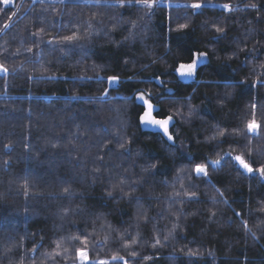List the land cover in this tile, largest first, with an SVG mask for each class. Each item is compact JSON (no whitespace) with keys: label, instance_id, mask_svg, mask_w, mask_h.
<instances>
[{"label":"snow or ice","instance_id":"1","mask_svg":"<svg viewBox=\"0 0 264 264\" xmlns=\"http://www.w3.org/2000/svg\"><path fill=\"white\" fill-rule=\"evenodd\" d=\"M37 3L51 8L52 16L59 13V19L37 14L30 26L21 29L20 41L14 51L8 40L0 44V79L7 85L19 73L26 71V64L33 66V73L26 76L29 83L68 79L55 73L49 74L52 72L49 65L52 60L62 63L64 57L71 55L80 57L73 67L82 72L71 78L74 83L79 82L80 86H85V82L89 86L99 85L102 91L87 98L78 94L71 97L74 101H86L88 108L83 113L77 110L59 123L55 116L52 117L51 126L63 128L64 135L45 137L42 146L33 144L30 134L22 138V147L29 154L28 159L32 158L33 152L45 159L51 153L59 160L53 161L50 167L67 164L70 174L75 173L78 178L60 177L59 191L47 195H43L44 189L28 173L23 175L22 180L14 176L7 181L9 188L6 192L0 191V201L7 200L13 190L17 196L22 194L25 215L47 213L44 218L52 222V236L46 247L44 232L32 233L29 248L28 233L19 234L9 220L0 226V264H159L161 250L168 248L172 249L169 259L176 261L179 257V264H200L201 261L203 264H210V261L216 264L215 252L219 249L206 251L202 244L194 245L187 240V221L190 217L202 216V209L186 210L192 204L208 205L207 226L210 228L218 216L216 205L223 203L239 221L245 243L249 237L254 242L264 239V193L257 190L255 208L250 195L248 211H236L232 209L235 201L230 202L226 192L212 181V174L221 172L227 166L230 173H235L237 183L239 178L255 180L259 188H264V96L261 95V89H264V61L260 60L264 41L257 38L260 26L264 24V3L241 0L234 5L231 2L214 4L211 0H189L181 5L173 4L171 0H31L26 15L34 11L33 5ZM0 5V13L11 12L7 16L9 22L0 28V34L7 35L15 26L12 23L14 18L23 19L12 8H22L23 5L15 4L14 0H0ZM81 7L88 9L87 19L65 21V9ZM92 7L97 10L92 11ZM101 8L103 11H100ZM164 8L185 10L183 16H173L169 12L166 36L162 30L154 32L156 26L150 23L157 11ZM209 8L222 9L227 15L223 21L214 19L210 24L207 19L204 20L201 26L205 33L211 36L214 31L216 35L207 42L198 40L193 43L220 45L222 41H227V61L239 59L243 53L244 60L232 70L231 77L224 78L223 82L199 79L202 67H207L216 53L214 49L189 47L187 60L176 58L164 72L136 79L142 71L165 59L164 56L154 55L147 43L149 39L154 37V48L163 37L165 54H171L172 43L183 48L189 42L190 32L196 31L191 17L203 15ZM43 12L46 13L47 8ZM109 12L113 15L108 16ZM237 13L247 14L245 23L249 28L229 39V21ZM252 13H256L254 18ZM117 31L126 35L119 41L113 36L108 42L115 45L118 52L124 50V54L107 63L94 59L88 64L94 55L91 51L95 47L94 41ZM173 32L177 34L175 38ZM139 45H143L144 54L151 58L150 64L130 54ZM44 53L51 57L47 62ZM55 53H59V58ZM17 59L20 63L10 70L8 64H15ZM117 67L120 71H116ZM243 69H247V75L236 80L235 75ZM130 71L131 74H128ZM168 75H174L178 83L192 81L198 86L233 90L223 94L217 92L212 97L205 94L200 97L201 104L210 105L215 100L222 109L236 96H247L249 99L237 117L238 122L222 125L213 120L210 126L201 125V133L194 121L202 119L206 110L194 103L197 89L193 88L186 97H179L172 87L167 86L164 77ZM138 83L157 88L134 87ZM112 92H131V95L114 96ZM68 111L71 112V109ZM27 119L30 133L31 110ZM36 123L39 126V122ZM69 124L73 127L69 128ZM180 124L196 129L194 138L197 143L207 146V155L193 153V141L182 135ZM131 128L163 145L166 156H153L142 147L136 149L139 139L135 132L129 134ZM14 152L11 142L3 144L2 154L8 159L3 160L0 169L6 174L12 168ZM168 157L172 158V168L162 172L161 164ZM161 176L163 179H160ZM201 184L210 187L211 194L201 192ZM83 185H87L92 193L99 189L102 195L98 199L86 195ZM249 190L251 192V184ZM33 200L44 203L36 207L30 203ZM120 204L133 211L129 214L124 209L109 207ZM153 205L159 206V210L153 212ZM113 213L120 217L118 223L113 222ZM124 216L128 219L125 220ZM165 220L167 223L160 227L161 221ZM232 223L229 218L228 226L231 227ZM37 236L39 243L35 239ZM224 251L223 264H242L240 257L243 253L232 258L231 241H225ZM244 260H247L246 256Z\"/></svg>","mask_w":264,"mask_h":264},{"label":"trees","instance_id":"2","mask_svg":"<svg viewBox=\"0 0 264 264\" xmlns=\"http://www.w3.org/2000/svg\"><path fill=\"white\" fill-rule=\"evenodd\" d=\"M188 2L189 0H171V3L181 5ZM211 2L214 4H224L231 2L235 5L240 3L241 0H211ZM258 2L264 3V0H258ZM14 3L23 5L22 8H12V11L17 12L18 15L23 19L16 20V18H14V21L12 22L15 24L14 28L9 31L7 35L0 34V44H3L5 40H8L12 45V51H14L15 47L19 44L21 29H23L26 25L30 26L35 15L46 14L51 16L52 19H59V13H57L55 16H52V9L48 8L46 5H40L37 3L36 5H33L34 11L26 15V10L28 9L29 4H31V0H14ZM0 7H2V5H0ZM56 7L59 8L60 6L56 5ZM45 8H47L46 13L43 12ZM96 10L97 9L95 7H92V11ZM100 11H103V9L101 8ZM184 11V9L168 8H164L162 11H157L156 16L150 22L156 26L153 31L157 32L162 30L166 36L168 23L167 16L169 12H171L173 16H183ZM88 14L87 8H67L65 9L64 19L65 21L68 19H74L79 22L81 19H87ZM8 15H11V12L0 13V28H2L4 23L9 22L7 21ZM107 15L111 16L113 13L109 12ZM226 15L227 14L223 13L222 9L209 8L204 11L203 15L191 17L196 31L190 32L189 42L183 48H178L176 43H172L171 54H165V49L163 47L165 41L163 37H161V39L156 42L154 48V37L153 39H149L147 43L149 48L153 49L154 55L164 56L165 59L163 61H159L155 65H151L147 71H142L141 76H138L136 79L140 80L151 77L154 72H164L167 65L172 64L176 58L187 60L190 55V53L187 51V48L189 47L199 48L200 50L214 49L216 53V55L212 56L211 63L207 67H202L199 79L205 81L211 80L223 82L224 78L231 77L233 75L232 70L236 69L243 62V53L240 54L239 59L227 61V41H222L220 45L209 43H193V41L198 40L207 42L211 39V36L216 35L214 31L211 32V36L205 33L204 28L201 26L204 20L207 19L210 24L214 19H220L223 21ZM255 15L256 13H252L253 18ZM247 18L248 17L246 13L234 14V19L229 21V39L247 31L249 28V25L245 23ZM260 27V36L257 38L264 41V24H262ZM124 35H126V33L117 31L114 33H109L107 37H98L94 41L95 47L91 49L94 55L90 57L88 64H91L92 60L94 59L100 61L101 63H107L115 56L123 55L124 50H120L118 52L115 45L110 44L108 39L114 36L119 41L123 39ZM172 36L175 38L177 34L173 32ZM13 37H15V39H13ZM235 47V45L232 46L233 50H235ZM260 53V60L264 61V49H260ZM130 54L134 55L137 60H143L148 64L151 62V58L146 56L143 52V45L137 46L135 51L131 52ZM54 55L59 58V53H55ZM217 57H220L221 59H217ZM50 59L51 57L47 53H44L45 62ZM78 59H80L79 56L68 55L63 58L62 63L58 62V60H52L51 65H49V67L52 69V72L49 74L55 73L60 77H67L68 79H60L53 82L29 83L26 80V76L33 73V66L27 64L25 65L26 71L19 73L18 77L15 80H10L7 85L3 79H0V164H2L4 159H8V157L2 154L3 144L11 142L15 147V152L11 157V170L6 174L2 169H0V191L6 192L8 190L9 185L7 181L10 178L15 176L22 180L25 173L30 174L33 181L37 183L39 187L44 189L43 195H47L49 192L59 191L60 177H67L69 179L78 178L77 174H70L69 166L67 164H64L63 166L50 167V164L53 161L58 162L59 160V158L53 157L51 153H49L48 158L45 159L43 156L37 157L36 153L33 152L31 153L32 158L28 159L27 157L29 154L25 153L22 147V138L28 137L29 134L31 136L32 143L40 146L44 144L45 137L64 135L65 130L63 128H54L51 126L53 124L52 117L55 116L56 122L59 123L61 120L66 119L67 116L75 113L77 110L83 113L85 109L88 108L86 101H74L71 99V97L74 94H78L81 97L87 98L90 96L99 95L102 91V87L99 85L92 84L89 86L88 83L85 82V86H80L79 82L74 83L71 78L82 74V72H78L73 67L75 61ZM19 63L20 60L17 59L15 64L9 63L8 67L11 70ZM36 67L38 68L39 65ZM116 71H120V67H117ZM35 74L39 75L38 72ZM128 74H131V71ZM101 75H104V73H101ZM245 75H247V69H243L239 74H236L235 79L239 80ZM164 78L168 82L167 86L172 87L174 91L178 93L179 97H186L192 93L193 88L197 89L194 103L201 105V108L206 110V115L202 119L194 121L196 124V129H200L201 133H203L201 125L210 126L213 120L219 122L222 125L238 122L237 117L241 114L245 104L247 103V100L249 99L247 96H236L221 109L215 100H213L210 105L201 104L200 97L205 94L209 97H212L217 92L223 94L225 91H233L232 89L226 90L223 87L198 86L192 81H183L178 83L174 75H168ZM134 87H152L153 90H156L157 88L155 85H146L144 83H138L134 85ZM235 91L237 93L239 92L238 89ZM4 93H6V96ZM111 94L114 96L131 95V92H112ZM261 95L264 96V89H261ZM119 106L120 105H116V107ZM69 109H71V112L68 111ZM29 110H31L32 121L30 133V122L27 119ZM61 113H64L65 115L61 116ZM37 121L39 122V126H37ZM68 127L72 128L73 126L69 124ZM180 128L183 130V136L192 139L193 142L191 148L194 154H208L207 146L197 143L194 138L196 129L188 127L184 124H180ZM134 132L139 139V143L135 145L136 149H140L142 147L146 153H149L153 156H166L164 146L157 142L154 138L149 139L147 136L136 132L135 128H131L129 130V134ZM225 150H227V145H225ZM170 168H172V158L168 157L162 162L161 171L167 172ZM174 171L175 169L173 168V172ZM49 172H51V175H49ZM229 173L230 169L225 166L221 172L212 174V181L217 185V187H221L222 190L226 192V198L230 202L235 201L232 203V209H235L236 211L247 212L249 208L248 199L250 195L252 199V207L255 208L257 201L256 192L259 190L261 193H264V188H259L255 180L249 181L244 178H239V183H237V177L235 173ZM160 179H163V176H161ZM169 179H171V175H169ZM54 180L56 181L55 185H53ZM250 184L251 192L249 190ZM12 187L14 189L15 185ZM83 187L85 189V194L90 195L94 199H98L102 195L99 189L92 193L90 190H88L87 185H83ZM161 191H163V189H161ZM200 191L211 194L212 189L201 184ZM202 199H208V197H202ZM30 203L36 207H41L44 201L37 202L36 200H33ZM23 204V195L21 194L20 196H17L14 190L7 200L0 201V226H3V224L10 220L12 227L18 229L19 234L22 235L27 232L29 237V248L31 247V234L34 232L43 231L46 237L45 246L47 247V241L52 236L51 220L45 221L44 217L47 215V213L41 216H37L34 213L25 215L23 211ZM109 207L124 209V211L129 214L133 211V209L127 208V206L124 204L109 205ZM207 207V204H192L187 207L186 210L189 212L196 211L198 208L202 209V216L194 218L190 217L187 221L189 225L187 240L194 242V245L202 244L206 251L209 249H219V251L215 252L217 257L216 264H223L226 240L231 241L233 245V259H235L237 255L243 253V255L240 257L242 264H264V239L254 242L251 237H249L245 243L244 234L239 228V221L233 216L232 210L223 203L216 205V208L218 209L216 223L209 228L207 226ZM158 210L159 206L153 205L152 211L155 212ZM229 218L233 220L231 227L228 226ZM119 219L120 217L113 213V222L118 223ZM124 219L127 220L128 216H124ZM165 223H167L166 220L161 221L160 227H163ZM193 223L195 224L194 227L192 226ZM150 230L151 226L149 225V235ZM17 239H19V236H17ZM35 239L37 243L40 242V238L38 236ZM179 246L180 245H177V247ZM171 252V248L161 250L162 258L159 261V264H179V257L176 261L169 259ZM245 256L247 257V260H244ZM200 264H203V261H201Z\"/></svg>","mask_w":264,"mask_h":264}]
</instances>
